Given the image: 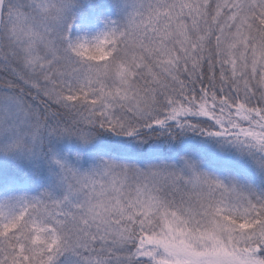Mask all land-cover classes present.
<instances>
[{"label": "snow or ice", "instance_id": "6c2138e0", "mask_svg": "<svg viewBox=\"0 0 264 264\" xmlns=\"http://www.w3.org/2000/svg\"><path fill=\"white\" fill-rule=\"evenodd\" d=\"M0 264H264V0H0Z\"/></svg>", "mask_w": 264, "mask_h": 264}]
</instances>
